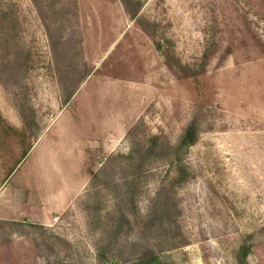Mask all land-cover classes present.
Listing matches in <instances>:
<instances>
[{"label": "rangeland", "instance_id": "obj_1", "mask_svg": "<svg viewBox=\"0 0 264 264\" xmlns=\"http://www.w3.org/2000/svg\"><path fill=\"white\" fill-rule=\"evenodd\" d=\"M0 264H264V0H0Z\"/></svg>", "mask_w": 264, "mask_h": 264}, {"label": "crops", "instance_id": "obj_2", "mask_svg": "<svg viewBox=\"0 0 264 264\" xmlns=\"http://www.w3.org/2000/svg\"><path fill=\"white\" fill-rule=\"evenodd\" d=\"M94 79L95 76L89 78L88 82L81 88L80 96H78V98H76L77 96L75 97L76 99H80L84 106L81 108V116L86 118V124L92 129V126H98L100 128L111 127L112 130L117 131L120 138L126 133L129 124H132L138 115L137 106L132 104L131 96L126 95V92L130 91V88L123 85L118 87L105 85L96 89L97 87ZM115 87L118 89L117 92L120 91L119 96H114V94H112ZM85 92L88 95L81 96ZM99 94H103V96H95ZM63 114V116L66 117L69 115V110H65ZM101 118H103V120H101ZM105 133L106 132H100L99 130L96 136L97 139H101L99 135L104 137ZM93 138L95 137L93 136Z\"/></svg>", "mask_w": 264, "mask_h": 264}, {"label": "trees", "instance_id": "obj_3", "mask_svg": "<svg viewBox=\"0 0 264 264\" xmlns=\"http://www.w3.org/2000/svg\"><path fill=\"white\" fill-rule=\"evenodd\" d=\"M134 15L135 14H132V17H134ZM72 95H73V93H70V95L68 97L70 98ZM195 138H196V130H195V127H194L193 124H190L186 128L184 134L182 135V137H181V139L179 141V144L176 147L177 150L180 151V150H182L184 148H187L188 146L192 145L194 143V141H195ZM2 223H4L5 225H7V224L10 225L13 222L4 220V221H2ZM248 251H249L248 246L246 244L243 245L240 248V250H239V255H238L239 260L240 259H243L244 260V258L246 257Z\"/></svg>", "mask_w": 264, "mask_h": 264}, {"label": "built area", "instance_id": "obj_4", "mask_svg": "<svg viewBox=\"0 0 264 264\" xmlns=\"http://www.w3.org/2000/svg\"><path fill=\"white\" fill-rule=\"evenodd\" d=\"M56 220H57V218L54 219V221H56Z\"/></svg>", "mask_w": 264, "mask_h": 264}]
</instances>
